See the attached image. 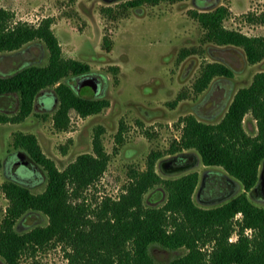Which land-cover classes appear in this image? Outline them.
I'll return each instance as SVG.
<instances>
[{
	"label": "rangeland",
	"instance_id": "1",
	"mask_svg": "<svg viewBox=\"0 0 264 264\" xmlns=\"http://www.w3.org/2000/svg\"><path fill=\"white\" fill-rule=\"evenodd\" d=\"M129 2L0 0L1 7L13 12L14 22L25 21L37 26L50 18L63 56L88 63L89 74L101 80V88L93 95L91 85L82 80L84 74L70 75L63 80L71 83L80 95L109 100L107 107L87 116L71 110L68 127L59 129L53 120L58 99L48 96L55 95L56 98L54 88L48 87L40 92L33 112L26 119L0 123V224L9 205L2 189L4 182L14 180L38 193L45 189L48 179L43 167L26 150L14 145L17 131L35 134L43 152L60 169L66 168L80 154L93 152L94 135L101 131L110 161L96 184L85 191V196L94 205L104 196L118 198L129 182L131 172L147 168L153 150L163 154L155 163L156 172L162 178L178 177L192 171L199 173L193 199L202 207L226 202L244 190L241 182L223 167L205 165L195 149H183L173 154L170 148L180 140L182 119L186 115L193 114L210 123L220 121L234 94L250 85L254 75L264 70V58L250 63L242 47L207 40L205 29L191 10H209L225 5L230 10L224 20L226 27L248 35H260L264 34V24L251 21L250 16L264 13V0H165L140 5ZM186 49L190 52L183 55ZM48 61L49 49L45 42L34 39L17 50L0 52V75L12 74L27 65H46ZM212 61L228 64L234 71L233 77L217 76L207 88L196 92L193 86L196 78L205 63ZM18 109L17 93L0 94V113L12 116ZM243 123L249 134L257 133V121L250 112L245 115ZM119 131L122 132L121 141L117 139ZM16 153L24 154L33 167H16L12 176L7 170V162ZM178 154L185 155L182 162L192 164L179 170H164L162 161ZM21 171L23 178L19 175ZM263 182L264 161L258 183L248 191L249 197L261 206H264V195L260 190ZM166 200L167 191L161 183L144 194L147 206H160ZM241 217L239 212L236 218ZM48 222L49 217L44 212L28 210L17 219L15 229L23 233ZM247 233L251 234L252 230L248 229ZM237 237L234 232L230 240ZM186 251L185 247L151 246L156 264H165ZM66 262L62 243L45 245L21 257V264ZM0 264H7L2 256Z\"/></svg>",
	"mask_w": 264,
	"mask_h": 264
},
{
	"label": "trees",
	"instance_id": "2",
	"mask_svg": "<svg viewBox=\"0 0 264 264\" xmlns=\"http://www.w3.org/2000/svg\"><path fill=\"white\" fill-rule=\"evenodd\" d=\"M161 1L165 0H130L129 4ZM191 13L205 29L207 40L242 47L250 63L264 58V34L248 35L226 27L224 20L230 10L225 5L209 10L194 9ZM250 20L264 24V13L250 16ZM51 23L50 18L37 26L14 22L13 12L0 6V52L17 50L34 39H42L49 49L46 65H27L12 74L0 75V94L19 95L18 112L12 116L0 113V123L26 119L33 112L40 92L48 87L54 88L58 99L53 120L59 129L68 127L71 110L87 116L109 105L106 98L80 95L71 83L63 80L70 75L89 73L90 66L63 56ZM189 52L186 49L183 55ZM233 75L228 64L207 62L193 84L194 90L203 91L217 76ZM249 112L257 121L255 135L244 127ZM182 120L180 140L173 144L170 153L195 149L205 165L221 166L239 180L244 187L241 193L221 204L202 207L193 199L199 173L192 171L164 179L155 169L163 154L153 150L147 168L131 172L118 198L104 196L94 205L85 191L96 184L110 161L101 131L94 135L93 152L80 154L64 169L43 152L35 134L17 131L14 145L26 150L43 167L48 179L45 189L38 193L14 180L2 184L9 205L0 224V256L7 264H21L24 253L62 243L65 264H156L151 246L159 244L169 249H187L165 264H264V206L248 195L259 181L264 161V70L254 75L250 85L234 94L220 121L205 122L193 114ZM117 139L122 140L121 131ZM159 183L167 191V200L160 206H147L144 194ZM28 210L44 212L49 222L19 233L15 223ZM239 212L240 219L236 218ZM248 229L252 230L251 234L247 233ZM234 232L238 237L230 240Z\"/></svg>",
	"mask_w": 264,
	"mask_h": 264
},
{
	"label": "flooded vegetation",
	"instance_id": "3",
	"mask_svg": "<svg viewBox=\"0 0 264 264\" xmlns=\"http://www.w3.org/2000/svg\"><path fill=\"white\" fill-rule=\"evenodd\" d=\"M49 97H51L50 95H48ZM85 97H89V96H85ZM53 99L54 100H57V97L55 98V95H54V97H53ZM37 100H38V98H37ZM37 100H36V102H37ZM47 103H50V101L49 102H47ZM36 104V103H35ZM185 155L184 154H178V155H176L175 156V158L173 159V160H170V161H168V162H166V163H164L163 165H162V168L164 169V170H170V171H173V170H179V169H183V168H186V167H188V166H190L192 163L190 162V161H186V162H182V160H183V157H184ZM21 156L19 155V154H14V156H13V158H11V159H9L8 160V172L13 176V174H14V171L13 170H15L16 169V167H19L20 168V165L21 164H18V162H20L21 161ZM18 168V169H19ZM165 168H167V169H165ZM168 168H170V169H168ZM19 173V172H18ZM22 174H23V172L21 171L20 173H19V175L21 176V178H23V176H22ZM18 175V176H19ZM24 175V174H23ZM18 179L20 178V177H17ZM200 190H203V189H200ZM260 190H261V194H263L264 195V182H263V184L261 185V188H260Z\"/></svg>",
	"mask_w": 264,
	"mask_h": 264
},
{
	"label": "water",
	"instance_id": "4",
	"mask_svg": "<svg viewBox=\"0 0 264 264\" xmlns=\"http://www.w3.org/2000/svg\"><path fill=\"white\" fill-rule=\"evenodd\" d=\"M83 81H85L86 83H89L91 85V88H92V94L93 95H96L98 94V91L100 90L101 88V80L97 77V76H94L93 74H89V73H86L84 74L83 78H82ZM51 96V95H50ZM51 98H53V96H51ZM20 156L21 157H24L23 160H21L20 162H18V164H21L20 166L21 167H26L27 169L29 168H32L33 167V164L25 157L24 154H21L20 153ZM175 158V156L167 159V160H163L162 161V165L170 160H173ZM20 169V168H19Z\"/></svg>",
	"mask_w": 264,
	"mask_h": 264
}]
</instances>
